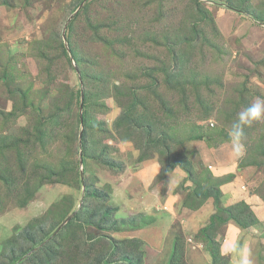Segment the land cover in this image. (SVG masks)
<instances>
[{
  "label": "rangeland",
  "instance_id": "1",
  "mask_svg": "<svg viewBox=\"0 0 264 264\" xmlns=\"http://www.w3.org/2000/svg\"><path fill=\"white\" fill-rule=\"evenodd\" d=\"M197 1L200 6L193 0H0V264H41L44 253L38 262L31 260L49 241L51 229L53 236L67 229L58 236L71 248L68 257L65 249L61 252V264H98L101 257V264H213L209 250L212 243L220 247V229L204 237L200 228L191 239L195 232L186 233L162 208L174 185L173 194L184 201L195 189L202 193L213 184L197 150L206 152V140L187 139L199 129L214 145L207 163L217 165L216 177H235L248 153L264 158V120L245 128L242 154L231 141L219 143L238 114L264 97V0ZM90 20L104 28L107 43L92 40ZM162 67L173 72L184 67L179 82L168 85ZM152 69L157 73L142 74ZM156 78L157 86L152 85ZM128 88L138 89L141 102L133 115L150 121L157 145L146 146L142 130L123 142L125 132L114 129L116 116L132 101L124 102L118 92ZM85 91L89 148L81 164ZM165 107L174 112L166 128L159 119ZM168 145L166 154L185 151L193 160L195 182L179 167L163 176L160 162L166 154L159 150L167 151ZM142 155L149 158L141 162ZM255 168L246 185L255 181L252 197L263 201L264 190L256 191L264 182V166ZM64 171L69 184L48 182ZM232 181L221 186L220 208L245 201L223 187ZM89 191L91 203L101 200L105 215L118 223L106 230L90 225L83 235L74 222L63 228ZM90 237H98L105 248L96 246L95 254L84 257L76 242ZM134 240L137 246L124 247ZM226 258L231 264V256Z\"/></svg>",
  "mask_w": 264,
  "mask_h": 264
},
{
  "label": "trees",
  "instance_id": "2",
  "mask_svg": "<svg viewBox=\"0 0 264 264\" xmlns=\"http://www.w3.org/2000/svg\"><path fill=\"white\" fill-rule=\"evenodd\" d=\"M193 1L197 4V6L201 5V2H199L197 0H193ZM83 11L84 12L87 11V6L84 7ZM74 21H75V19H73L70 22V24L67 28V32H68L67 37H68L69 41L72 37V30H73V26H74ZM92 22H94L95 24H93ZM87 26H88V29L90 30V32L92 33V38H93L92 40H95V41L101 40L103 42H106V40H105L106 38H104V35L101 34V32L103 31L104 28H102L99 23L90 20L88 22ZM194 27L195 26H193L192 29H194ZM194 31H195V29H194ZM102 36H103V39H102ZM189 42H192V41H189ZM71 43L72 42H69L72 54L74 55L75 61H78L79 57H78L76 51L72 48ZM192 46L193 45H191V47ZM64 52H67V50L66 51L64 50ZM179 68H180V70L177 72H175V71L173 72L169 69H164V67L161 68L162 72L165 74V80H166L168 85H171L172 83L176 84L179 82V79L181 78V69L184 67H179ZM157 71L152 69L149 71H144V72H142V74H144V76H146V75L156 74ZM163 83L165 84V82H163ZM152 85L157 86V78L154 79V81L152 82ZM120 88H123V86L117 87V89H120ZM137 90L135 88H128L126 90L123 89L121 92H118V94L122 93L124 95V102L126 99H130L132 101H128V105L126 107L124 105V109L119 113V115L116 116L115 120L113 121L114 129L116 130V132L118 134H122L123 132H125V134L123 136H121V140L123 142H125L127 140H132V137L135 135V133H141V130H142V133L144 134L143 138L145 140L147 139V141L145 142V145L148 146L152 141H155V142H153V144L157 145L158 143L156 141V138H153V136H152L154 129L151 126V123L148 124L150 121L147 123L144 121L141 122L140 119H137V117H135V115H133V112L136 110L137 106L141 102V99L139 97ZM181 91L184 92V88L181 89ZM87 101H88V94L85 91L84 92V111H83L84 129H83V139H82L83 162L84 163L86 162V159L88 157L87 150L89 148V145H87V137H88V131H89V125H88L89 113H88V111H86ZM183 104L185 105L184 102H183ZM104 108H107L109 110V107H104ZM163 110L164 111H163V114L161 116L162 119L161 118H159V119L161 121V124L164 125V127L166 128V127L170 126V120H171V118H173L174 112L171 108H168V107H165V109H163ZM13 114L16 115L17 111L12 112V115ZM168 137H169L168 135L163 136V138H168ZM189 138H192V140H195V141L206 140V142L210 148H213V146H214L211 142L212 141L211 138L208 137L207 134L202 133L200 129L196 133H194V135H191V137L189 136L187 139H189ZM229 141H230V138L228 135L224 139H222V141H220L219 143H225V142H229ZM183 143H184V141H183ZM183 143L180 142L179 145L182 146ZM171 148H172L171 145H168L167 151L159 150V153L162 155H165L166 154L165 152L171 151ZM251 155H252L251 153H248L246 155V157H243L240 160L239 165H238L239 170L247 168V167H262V166H264L263 165L264 164V158L259 160V159H257L258 158L257 156H254V155L251 156ZM148 158L149 157H146V155H142L139 158V160L142 162V161L147 160ZM160 163L162 165V174L165 177L170 175L176 169V167H179L182 170L186 171L188 173V175H190L191 180L194 182H195V179L198 177L197 172L195 170V165L193 163V160L186 154L185 151H181L179 153V155L175 154V156L174 155L170 156L169 154H166L165 159L162 160ZM111 169L114 170V168H111ZM124 169L122 168L121 172H123ZM203 170L207 171V173H209V176H210L209 178L211 179L213 184L205 187L204 190L202 191V193H199L198 190L195 189L191 193V195L190 194L188 195V197L186 198V200L183 203V207H185V208H188L190 210H198L205 204V202L207 200H209V199L214 200L213 202H214V205L216 207V214H213L211 216L210 224L200 231L201 235H203L204 237H208L207 234L209 231L220 229L221 227L227 225L230 221L236 222L243 230H246V229L260 223V219L257 217V215H256V213L252 207V204L248 203L247 201H242L240 203H237V204L232 205V206L227 207V208H220L221 199H222L221 186L224 182H227V181L233 179L234 174H228V175H225L222 177H216L214 175L213 171L209 167L203 166ZM59 173L56 175L55 178H50V180L48 182H55V183H61V184H69L71 182L69 180V177H67L65 171L60 173V174ZM44 184L39 185V187L44 185ZM199 187H200V189L201 188L203 189L201 184H198V188ZM263 190H264V182L262 183V185L258 188V190L256 192L261 193V192H263ZM89 193H90V191L86 192V196L84 198L85 201L83 204L84 206L79 210V212L74 216V218L71 219L63 228L69 227V225H71L74 222V224L81 226V229H79V230L81 232V235H83V234H85V230L87 229L86 227H88V226L91 227L90 225H94L95 228H100V229L106 230V229H113L115 227V225L118 223L117 220L112 218V216L105 215L106 212H105L104 207H103L104 204L100 203L101 200L97 199V203H94V204L91 203V199H90L91 196H89ZM262 196L264 198V195H262ZM263 202H264V199H263ZM21 205H23V206L26 205V201H23L21 203ZM65 230H67V229H63V230L61 229V232H58L56 236H53L54 229H51V231H50L51 233L48 236H46V238H48L49 241L47 243L43 244V246L37 251L38 253L35 252V254L37 253L36 254L37 257L34 256L31 261L38 262L37 260L39 258H41L42 253H44L45 257L41 261V264H61L60 258H61V255L63 253V250L65 249L64 252L66 253V255L68 257V251L71 249V248L66 247V244H64L66 242L62 243L58 239V236L61 235L62 231H65ZM77 234L78 233L73 235V238L76 240H77ZM135 243H136V241L134 240L133 243L129 242L128 245H126L124 247H126V248L133 247V246H135L134 245ZM212 244L214 245V247L212 249H210L209 251H210V255L212 257L213 264H228L227 263L228 258L222 256L218 244L217 243H212ZM54 245H56V247H54ZM71 245H72V242L69 243V246H71ZM76 245H77V249H78L77 253L80 254V251H79V248H80V250H82L81 255H83L84 257H89V255L91 256V255L95 254L97 249L100 251L103 248H105V245L100 241V239L98 237H90L88 242H85V241H82L79 243L76 242ZM96 246H97V249L94 251L93 249ZM136 246H137V243H136ZM102 258L103 257L100 258L98 264L102 263ZM84 260L86 261L85 258H84ZM87 261H89V260L87 259ZM37 264H39V263H37ZM106 264H110V263L106 262Z\"/></svg>",
  "mask_w": 264,
  "mask_h": 264
},
{
  "label": "crops",
  "instance_id": "3",
  "mask_svg": "<svg viewBox=\"0 0 264 264\" xmlns=\"http://www.w3.org/2000/svg\"><path fill=\"white\" fill-rule=\"evenodd\" d=\"M205 144H206V149H207L206 152H201V150L198 148L197 150H199L200 155L203 156V159H204L203 161L205 162L206 167H209L215 173V171H217V168H216L217 165L214 164V162H211L210 164L207 163L209 160L208 159L209 155L212 154L211 153V151H213L212 149H215V148H210L206 142ZM199 145H202V144H199ZM202 146H205V145H202ZM212 163L214 165H212ZM239 172L240 173L237 172V175L233 178L232 182L224 185L223 187H227V190L229 191L228 193H232L237 199L241 198V200H245L247 202L249 199H252V201L254 202L252 204L253 206H255L253 207V209H255V213L257 217L260 219V223L246 230H243L236 222L230 221L227 225L220 228V230L217 233L216 240L220 242L219 249H220L222 256L226 257V256H231L230 249H231L232 244L236 242L238 239L240 240L241 243H243L247 234H249L250 237L247 239L248 248L250 250V256L253 261V264H262L260 262H261V258L264 256V202L260 200H256L254 199V197H252L253 192L251 191L250 188L252 189H254L255 187L257 188V184H255L256 183L255 181H253V186H251L250 183H248L250 187L246 185L247 178H249L252 174L256 172V168L247 167V168L239 170ZM218 174L221 176L227 173L218 172ZM239 181H242V182L245 181V182L243 183V185H241L239 184L240 183ZM174 189H175V185L172 188V192L167 193V198H166L167 201L164 202L165 204L163 205L165 206L162 209L171 211V215H173L176 219L181 221L183 225V229H185L186 233L188 231L195 232V234L192 233V236H191V239H192L195 237V235L198 234V230L200 228L203 229L204 227L210 224L211 216L215 213L213 200L209 199L208 202L204 204L198 210H190L188 208L183 207V203L185 201V200L183 201V198H182L183 196L179 194H176V195L173 194ZM160 205H162L161 202H160ZM192 229H196V231H192Z\"/></svg>",
  "mask_w": 264,
  "mask_h": 264
},
{
  "label": "clouds",
  "instance_id": "4",
  "mask_svg": "<svg viewBox=\"0 0 264 264\" xmlns=\"http://www.w3.org/2000/svg\"><path fill=\"white\" fill-rule=\"evenodd\" d=\"M260 120H264V97H257L253 103L245 107L238 114L237 120L231 126L229 138L237 153L242 154L244 150L241 141L244 136L245 128L250 127L254 122ZM230 252L232 264H253L247 238H245L243 243H241L239 239L234 242Z\"/></svg>",
  "mask_w": 264,
  "mask_h": 264
},
{
  "label": "water",
  "instance_id": "5",
  "mask_svg": "<svg viewBox=\"0 0 264 264\" xmlns=\"http://www.w3.org/2000/svg\"><path fill=\"white\" fill-rule=\"evenodd\" d=\"M66 28H67V26L65 27V30H66ZM83 104H84V97H83V95H82V97H81V103H80V107H81V111L83 112ZM81 127H82V129H81V132H80V144H81V146H82V138H83V117H82V114H81ZM80 157H81V164H83V154H82V151H81V154H80ZM82 175L84 176V174H83V171H82ZM83 178V177H82ZM83 182V187H84V191H86V183H85V180H83L82 181ZM77 210L66 220V222L64 223V225L62 226V227H64L69 221H70V219L71 218H73L76 214H77ZM61 227V228H62ZM57 231H59V230H57Z\"/></svg>",
  "mask_w": 264,
  "mask_h": 264
}]
</instances>
